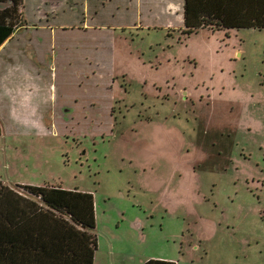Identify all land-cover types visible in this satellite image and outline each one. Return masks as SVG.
<instances>
[{"label":"rangeland","instance_id":"1","mask_svg":"<svg viewBox=\"0 0 264 264\" xmlns=\"http://www.w3.org/2000/svg\"><path fill=\"white\" fill-rule=\"evenodd\" d=\"M182 2L26 0L0 57V179L93 193L97 264H264V30Z\"/></svg>","mask_w":264,"mask_h":264},{"label":"trees","instance_id":"2","mask_svg":"<svg viewBox=\"0 0 264 264\" xmlns=\"http://www.w3.org/2000/svg\"><path fill=\"white\" fill-rule=\"evenodd\" d=\"M0 27L17 30L23 0H0ZM184 30H264V0H184ZM21 24V25H19ZM2 133L0 125V135ZM20 191V192H18ZM95 196L78 189L0 181V264H95ZM143 264H176L149 259Z\"/></svg>","mask_w":264,"mask_h":264},{"label":"crops","instance_id":"3","mask_svg":"<svg viewBox=\"0 0 264 264\" xmlns=\"http://www.w3.org/2000/svg\"><path fill=\"white\" fill-rule=\"evenodd\" d=\"M182 1H184V0H182ZM25 4H26V0H23V6L21 7L22 14L24 13V10L26 9ZM178 10H181V13L179 15V21L181 24V28H185L184 27V21H183V2L181 4V8H179ZM6 29H8V30H6ZM15 33H16V30H14V29H11L9 27H0V57L3 53L11 52V49L7 50V47H9L8 45L10 43V40H12L14 38ZM15 53L17 55V52H15ZM10 63H11V57L7 58V60H5V59L3 60L2 58L0 60V85L3 86L2 91H3L4 95H7V93L9 92V90L6 89L7 83L4 80V76L7 74L6 71H8V69H9V66L6 64H10ZM13 68L17 69V67H13ZM4 73H5V75H4ZM0 181L4 185H6L12 189H15L16 185H23L24 184V183H20V184L16 183V184L9 185L8 183L4 182V180H2V179H0ZM18 192H20V191H18ZM95 264H97V253H96V257H95Z\"/></svg>","mask_w":264,"mask_h":264},{"label":"clouds","instance_id":"4","mask_svg":"<svg viewBox=\"0 0 264 264\" xmlns=\"http://www.w3.org/2000/svg\"><path fill=\"white\" fill-rule=\"evenodd\" d=\"M11 118L14 123H16L24 131L25 135L35 134L39 136L46 134L47 132V130L44 129L42 118H37L35 112L27 119H17L15 115H12ZM42 129H44L43 132Z\"/></svg>","mask_w":264,"mask_h":264},{"label":"flooded vegetation","instance_id":"5","mask_svg":"<svg viewBox=\"0 0 264 264\" xmlns=\"http://www.w3.org/2000/svg\"><path fill=\"white\" fill-rule=\"evenodd\" d=\"M184 30V29H183ZM184 91H186V90H184ZM188 93V92H187ZM166 101H168V100H166Z\"/></svg>","mask_w":264,"mask_h":264}]
</instances>
